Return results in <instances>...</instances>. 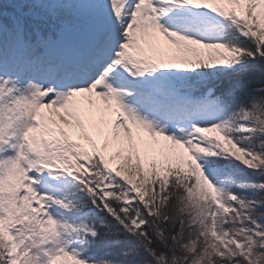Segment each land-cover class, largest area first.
<instances>
[{
	"label": "snow or ice",
	"instance_id": "obj_1",
	"mask_svg": "<svg viewBox=\"0 0 264 264\" xmlns=\"http://www.w3.org/2000/svg\"><path fill=\"white\" fill-rule=\"evenodd\" d=\"M0 264H264V0H0Z\"/></svg>",
	"mask_w": 264,
	"mask_h": 264
}]
</instances>
